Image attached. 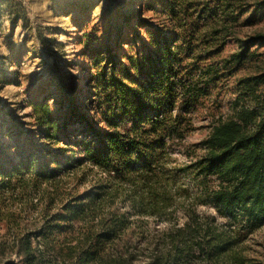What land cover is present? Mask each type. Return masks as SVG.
<instances>
[{
    "label": "rangeland",
    "instance_id": "1",
    "mask_svg": "<svg viewBox=\"0 0 264 264\" xmlns=\"http://www.w3.org/2000/svg\"><path fill=\"white\" fill-rule=\"evenodd\" d=\"M151 2L0 0V167L26 166L20 176L11 177L9 185L0 182V264H23L17 251L21 250L19 238L25 235L32 238L35 254L44 255L42 264H71L42 250L40 235L48 224L52 228L56 224L70 225L58 238H67L74 244L75 238L88 228L87 219H92V224L102 220V224L113 227V238L107 244L112 256L120 254L140 264H147L151 258L161 262L168 247L167 233L184 222L183 207L189 206L223 224L244 264H264V223L246 227L241 221L230 222L228 217L218 215L210 203L204 204L198 178L180 169L191 160L180 148L163 156L168 157L164 167L171 175L169 193L175 201L163 216L148 211L138 185L109 176L89 161L75 162L83 156L79 142L95 137L90 121L100 126L94 104L88 101L92 99L88 83L94 71L92 55H106L103 46L110 38L113 42L112 33L121 31L130 12L139 7L143 8V21L168 26L166 18L152 15ZM236 14L234 20L218 26H207L199 18L192 25L166 30L179 56L174 64L187 77L184 79L209 82L205 94L186 115L190 123L186 144L204 139L214 122L230 116L238 101L251 104L240 95L238 81L264 71V41L251 45L240 62L230 60L244 40L264 35V0H243ZM130 24L133 31L124 33V44L113 52L119 54L117 60L124 54L122 67L134 71L125 56L139 59L152 48L153 36L144 33L142 28L147 26L141 28L140 22L133 20ZM261 91L264 84L257 87L256 92ZM41 103L49 106L52 124L59 126L53 130L58 139L44 137V127L33 117L32 105ZM78 116L87 120L77 121ZM67 118L71 124L62 130L60 126ZM49 132L52 134V130ZM206 183L212 185L207 179ZM96 194L100 195L95 198V207L86 212L95 210L88 213L86 221L51 220L56 215H70L71 210ZM96 229L98 226L93 230ZM182 264L207 263L190 258Z\"/></svg>",
    "mask_w": 264,
    "mask_h": 264
},
{
    "label": "trees",
    "instance_id": "2",
    "mask_svg": "<svg viewBox=\"0 0 264 264\" xmlns=\"http://www.w3.org/2000/svg\"><path fill=\"white\" fill-rule=\"evenodd\" d=\"M243 0H152V15L166 18L164 23L150 24L142 20L143 8L131 11L124 20L123 29L113 34L103 46L106 55L93 54L89 77L91 98L95 118L100 125L90 121L93 129L92 140L80 141L83 156L75 162L89 161L111 176L132 182L140 188L146 200L148 211L158 216L174 202L169 193L170 177L165 163L169 150L180 148L191 160L181 170H189L198 178L201 192L206 202L218 215L226 216L230 222H243L246 227H256L264 223V91L257 93V87L264 84V71L244 77L238 81L240 95L251 104H235L226 119L214 122L209 134L195 144H186L184 138L189 127L187 113L194 108L205 94L209 82L205 80L188 82L174 64L179 61L177 52L170 44L167 29L175 26L183 28L202 18L210 27L234 20ZM141 24L144 33L152 35V48L139 59H130L129 67L123 66L124 54L117 60L113 51H119L124 43V33L133 31L131 21ZM119 30V28H116ZM106 32V30H103ZM121 37V38H120ZM264 41L263 34H256L243 41L240 50L231 54L230 60L240 62L251 45ZM129 49V48H128ZM146 50L147 47H143ZM103 52V51H102ZM229 60V59H227ZM211 68V67H210ZM208 68V70L210 69ZM212 70V69H211ZM188 75V74H187ZM33 117L43 128V136L54 138L53 130L58 129L50 117L46 103L34 104ZM78 115L76 113L74 116ZM77 121H86L80 116ZM60 126L63 130L71 124L68 120ZM52 130L51 132H49ZM55 143V142H54ZM56 143H58L56 141ZM67 164V163H66ZM72 166V165H68ZM20 169L0 167V182L9 185L11 177L21 175ZM58 169V168H57ZM59 170V169H58ZM61 171V170H60ZM50 178L51 176H45ZM210 181L212 185L206 183ZM70 211L68 216L51 217L59 223L86 221L88 213L95 209V198ZM105 193L103 194V196ZM185 220L167 233L168 247L163 260L151 258L147 264H182L190 258H199L207 264H244V258L237 250L231 233L216 221V217L198 214L189 207H183ZM91 222L92 219H87ZM88 223V228L75 238L72 244L67 238L60 239L63 226L50 224L41 233V243L45 251L51 252L62 262L71 264H140L112 254L107 249L113 238V227L99 223ZM49 223V222H48ZM67 223V224H68ZM94 225V226H93ZM96 226L98 229L93 230ZM56 230V231H54ZM57 234V236H56ZM20 239L23 264H42L44 255L35 254L32 238ZM16 252V253H17ZM50 256V255H49Z\"/></svg>",
    "mask_w": 264,
    "mask_h": 264
}]
</instances>
